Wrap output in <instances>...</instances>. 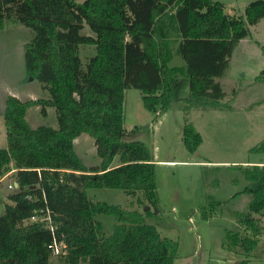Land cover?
Returning a JSON list of instances; mask_svg holds the SVG:
<instances>
[{
    "label": "trees",
    "instance_id": "16d2710c",
    "mask_svg": "<svg viewBox=\"0 0 264 264\" xmlns=\"http://www.w3.org/2000/svg\"><path fill=\"white\" fill-rule=\"evenodd\" d=\"M263 18L264 0H251L237 16L225 13L220 0H0V29L18 22L34 32L24 47L26 79L39 81L47 93L36 100L5 99L0 179L12 162L17 188L7 194L0 215V264H50V232L28 222L45 206L53 213L55 236L66 245L58 264H174L177 243L147 222L158 211L159 197L149 150L124 139L125 90L140 91L154 121L180 101L185 110L223 107L217 79L236 43ZM84 25L93 36L81 34ZM81 46L95 48L85 68ZM176 56L183 64L169 65ZM256 80L264 82V69ZM32 106L44 116L54 108L57 128H31L26 113ZM83 133L94 141L97 164L85 165L74 152ZM182 142L197 150L201 137L191 124L183 126ZM250 153H264V141ZM241 169L247 184L239 194L251 201L248 212L234 215L255 237L260 230L253 215L264 211V165ZM106 188L121 190L128 205L87 195ZM210 205L201 212L204 219L211 216ZM99 215L117 222L110 233ZM253 237L226 234L246 252L255 245Z\"/></svg>",
    "mask_w": 264,
    "mask_h": 264
},
{
    "label": "rangeland",
    "instance_id": "374dc122",
    "mask_svg": "<svg viewBox=\"0 0 264 264\" xmlns=\"http://www.w3.org/2000/svg\"><path fill=\"white\" fill-rule=\"evenodd\" d=\"M220 1L225 13L237 16L243 14L251 0ZM249 30L250 35L234 46L223 77L217 79L225 93L223 107L185 110V101H180L154 121L155 114L144 107L140 91L129 88L124 93L123 126L128 133L124 139L142 142L151 154L154 168L158 211L147 222L155 226L161 237L177 243L174 264H264V211L253 215L260 230L255 237L251 229L239 225L234 215L248 212L251 201L250 195L239 194L247 184L241 168L264 165V153H250L251 148L264 141V82L256 80L264 69V18ZM81 34L94 35L87 25ZM33 37L34 32L18 22L7 23L0 29V149L6 148V97L26 101L47 96L39 81L26 79L24 47ZM94 55L93 46L79 48L83 68ZM181 64L183 60L178 56L169 63ZM46 112L44 116L38 106L29 107V126L48 125L56 129L54 108H47ZM185 124H191L201 137L193 153L182 142ZM74 152L87 166L99 162L94 141L87 134L74 140ZM113 164H117V158ZM12 168L11 162L6 176L0 179V215L8 202L7 184L15 179ZM87 195L93 201L121 207L129 201L118 189H92ZM208 204L212 213L204 219L201 212ZM136 208L142 211V207ZM96 218L103 223L104 233H110L117 224L109 215ZM234 231L253 237L254 247L246 252L240 245L233 246L226 234ZM57 260L53 256L50 264H58Z\"/></svg>",
    "mask_w": 264,
    "mask_h": 264
},
{
    "label": "built area",
    "instance_id": "2783aa9c",
    "mask_svg": "<svg viewBox=\"0 0 264 264\" xmlns=\"http://www.w3.org/2000/svg\"><path fill=\"white\" fill-rule=\"evenodd\" d=\"M14 171L15 170H12L10 172H14ZM16 188H17V184L14 180L11 183L7 184V189L9 192H13ZM28 222L37 223L41 227H43L44 229L50 232L52 236L51 243L49 244L51 257L54 256L58 258L59 256L65 253L66 245L63 240H59L55 236L56 226L53 221V213L46 206L36 209L28 219Z\"/></svg>",
    "mask_w": 264,
    "mask_h": 264
},
{
    "label": "crops",
    "instance_id": "0c3cea01",
    "mask_svg": "<svg viewBox=\"0 0 264 264\" xmlns=\"http://www.w3.org/2000/svg\"><path fill=\"white\" fill-rule=\"evenodd\" d=\"M249 32H250V30H249ZM257 164H261V163H257ZM261 165H262V164H261ZM7 203H9V201H8Z\"/></svg>",
    "mask_w": 264,
    "mask_h": 264
},
{
    "label": "water",
    "instance_id": "95a60500",
    "mask_svg": "<svg viewBox=\"0 0 264 264\" xmlns=\"http://www.w3.org/2000/svg\"><path fill=\"white\" fill-rule=\"evenodd\" d=\"M31 79V78H30ZM46 127L48 126V125H45Z\"/></svg>",
    "mask_w": 264,
    "mask_h": 264
}]
</instances>
